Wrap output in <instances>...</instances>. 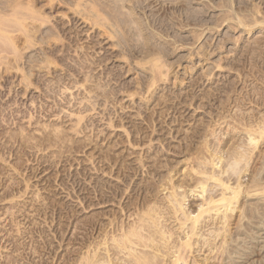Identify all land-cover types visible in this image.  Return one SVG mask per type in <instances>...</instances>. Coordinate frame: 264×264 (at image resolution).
Returning a JSON list of instances; mask_svg holds the SVG:
<instances>
[{
    "label": "rangeland",
    "instance_id": "1",
    "mask_svg": "<svg viewBox=\"0 0 264 264\" xmlns=\"http://www.w3.org/2000/svg\"><path fill=\"white\" fill-rule=\"evenodd\" d=\"M261 21L264 0H0V264H80L176 184L196 215L212 173L239 198L203 215L186 263L264 264Z\"/></svg>",
    "mask_w": 264,
    "mask_h": 264
},
{
    "label": "bare ground",
    "instance_id": "2",
    "mask_svg": "<svg viewBox=\"0 0 264 264\" xmlns=\"http://www.w3.org/2000/svg\"><path fill=\"white\" fill-rule=\"evenodd\" d=\"M262 23L264 22V21H261ZM260 22V23H261ZM260 23L259 22H256V23H254L253 25H247V26H245V28H246V31L247 32H251V30H253L254 28H257V29H259V28H264V26L262 25H260ZM261 23V24H262ZM264 24V23H263ZM5 38V37H4ZM255 51V50H254ZM47 63V62H46ZM43 64L45 65V63L43 62ZM43 67V66H42ZM44 68H45V66H44ZM193 68V67H192ZM162 73V72H161ZM164 73H162V75H163ZM165 75V74H164ZM87 79V78H86ZM28 85H30V84H28ZM31 86V85H30ZM33 86V85H32ZM28 87V86H27ZM65 90V89H64ZM69 89H67V91H68ZM89 99L91 100V98L89 97ZM89 100V101H90ZM94 105V104H93ZM95 106V105H94ZM94 106H92V109H93V107ZM91 109V110H92ZM86 110V109H85ZM94 110V109H93ZM59 116V115H58ZM249 118V117H248ZM251 119V118H250ZM250 119L248 120V122L250 121ZM81 120V119H80ZM243 121V120H242ZM219 122V121H218ZM245 122H247V121H245ZM253 122V121H252ZM240 123V122H239ZM252 123H251V121L249 122V123H245V125H244V123H243V125L244 126H246L245 128H247L246 130H245V132H246V134L248 135V141H250V144H252V142H255V143H257L256 142V139L254 138L255 136H257V135H253L254 134V132H256V133H260V132H257V129L256 130H254V128L255 127H253L252 125H251ZM258 124L256 125V128H259L260 126H258ZM261 128H262V126H261ZM260 129V128H259ZM230 130V129H229ZM235 130V129H234ZM264 131V130H263ZM262 133L263 132H261L260 134L262 135ZM252 136H254V137H252ZM264 137V136H263ZM262 138V137H261ZM260 141V140H259ZM259 141H258V143H259ZM262 141V140H261ZM207 142V141H206ZM206 144V143H205ZM207 145V144H206ZM253 145V144H252ZM251 145V146H252ZM255 146V145H254ZM206 147V146H205ZM208 147V146H207ZM242 147V146H241ZM253 147V146H252ZM206 149V148H205ZM207 150H208V148H207ZM207 150H205V151H207ZM219 151V150H218ZM213 152V153H215V155H217L219 152ZM210 153H211V156H212V152L210 151ZM234 153V152H233ZM214 155V156H215ZM222 156V155H221ZM231 156V159H232V161L230 162L229 161V164H228V166H229V169H233V171H230L228 168H226V169H228V170H226V169H224L225 170V173H229L228 174V176L230 175L231 176V174H230V172L231 173H235L236 175H237V173H236V171H238V170H236V169H239V168H236L238 165H239V163H241V158H244V156L245 155H241L240 154V156H239V158L236 156V154L234 155V154H232V155H230ZM243 156V157H242ZM213 157V156H212ZM218 157V156H217ZM220 157V156H219ZM198 158V157H197ZM201 158V157H200ZM198 160V159H197ZM210 160V159H209ZM216 160V159H215ZM208 161V160H207ZM213 161V160H212ZM204 162H205V160H204ZM214 162V161H213ZM198 163V162H197ZM200 163V162H199ZM207 163V162H206ZM215 163V162H214ZM228 163V162H227ZM201 165H204V164H202V162L200 163ZM199 164V165H200ZM207 165H208V163H207ZM226 165V164H225ZM206 166V164L203 166V167H205ZM213 166V165H212ZM207 167V166H206ZM214 167V166H213ZM193 168V167H192ZM201 168V167H200ZM199 168V169H200ZM224 168V167H223ZM153 169V168H152ZM170 169V168H169ZM168 169V170H169ZM206 169V168H205ZM205 169H204V171L203 170H201V171H198V173H197V175L198 174H202V176L203 175H205V176H207V172L206 171H208V170H206L205 171ZM222 169V168H221ZM223 170V171H224ZM97 171H98V169H97ZM222 171V172H223ZM221 172V171H220ZM196 173V172H195ZM194 173V174H195ZM224 172H223V174L222 175H224L225 174ZM159 174V173H158ZM136 175V174H135ZM209 176H207V179H206V177H205V179L206 180H211V181H213V182H215V185H216V187H218V188H220L221 189V193L219 194V198H217V199H215L214 197L215 196H213V197H208L209 199L207 200V196L205 197L206 198V201H205V203H203L202 205L200 204L199 205V209H198V213H196V215L195 214H193V212H189V213H186V210L184 211V209H185V207L182 205V201H184V198H181L182 199V201H180L179 199H178V194H177V192H179V191H177L176 192V189H177V187H176V185H174V186H170V189H171V192H170V194H169V196H170V199H169V201L168 202H166V204L167 203H169V205H168V207L165 209V210H161L159 207H158V209H153L152 207L151 208H149V207H147V209L145 208L146 206H148L147 204L149 203V200H151V199H149L148 200V203H147V199L145 198L144 199V201L142 202V205H139V207H138V210H136L137 209V206H138V204H132L131 203V205H133L132 207L137 211V213H136V217L134 218V220L132 221V223L131 224H125L122 220H120L121 221V223H120V225H117V226H115L114 224V226L115 227H113V233H116L114 236H112L111 237V239L109 240V239H107V238H105L103 241H101V239H100V241H98L97 240V242H95V249H94V252L93 251H91V252H93L92 254H91V252H90V254L89 255H87L86 257H84V259H82V256L81 255H79V256H81L80 258L83 260H81L80 259V261H81V263H80V261H79V263L80 264H187L186 263V249L187 248H190V247H192L193 245H194V240H195V238L194 237H196V240H195V245H196V247H197V244L200 242V235H199V233L201 232L200 231V229L202 230V228L203 227H205L204 225L202 226L201 224H202V218L203 219H205L204 217L206 216V214H207V218H208V215H212L211 217H213V215H214V217H216L217 215L219 216L220 215V218H221V221H222V219L224 220V221H222V222H226L227 220V218L229 217V215H230V213L228 212V210L231 212H233V210H230V209H232V206H234V204L236 203V201L238 200L237 198H239V192L237 193V191H236V188L239 186H237L235 189H233L232 187H231V185L232 184H229V179H227V180H225V179H223V178H221V177H219V176H221L220 174H219V176H216L215 174H208ZM234 175V174H233ZM232 175V176H233ZM155 176V175H154ZM164 177V176H163ZM163 177H162V181H163ZM173 177V176H172ZM227 177V176H226ZM234 177V176H233ZM167 178V177H166ZM228 178V177H227ZM236 178V177H235ZM238 178V177H237ZM171 179V178H170ZM170 179H168V180H170ZM205 179H203V180H205ZM172 180V179H171ZM195 180V179H194ZM200 180V179H199ZM232 180H234V178L232 179ZM182 181V180H181ZM187 181V180H186ZM210 181V182H211ZM236 181V180H235ZM234 181V182H235ZM184 182V181H183ZM200 182H202V181H200ZM238 182V181H237ZM131 183V182H130ZM156 183V182H155ZM170 183H171V181H170ZM188 183V182H187ZM195 183V182H194ZM203 183V182H202ZM201 183V184H202ZM205 183V182H204ZM239 183V182H238ZM150 184V183H149ZM148 185V184H147ZM158 185V184H157ZM156 185V186H157ZM171 185V184H170ZM191 185H193V184H191ZM129 186V185H128ZM152 186V185H151ZM181 186V185H180ZM184 186V185H183ZM182 186V187H183ZM197 186V185H196ZM195 186V187H196ZM211 186V185H210ZM210 186L208 187L209 188V190H211V188H210ZM185 187V186H184ZM186 187H187V185H186ZM203 187V186H202ZM201 187V188H202ZM215 187V186H214ZM234 187V186H233ZM129 188V187H128ZM159 188V187H158ZM166 188V187H165ZM200 188V189H201ZM208 188H206L207 190H208ZM217 188V189H218ZM130 189V188H129ZM146 189V188H145ZM238 189H239V191H240V188L238 187ZM237 189V190H238ZM126 190V189H125ZM151 190V189H150ZM152 190H153V188H152ZM163 190V189H162ZM202 190H203V192H205V190H204V188H202ZM214 190V189H213ZM127 191H129V190H127ZM168 191V190H167ZM185 191V190H184ZM194 191H195V189H194ZM144 192H145V190H144ZM155 192V191H154ZM158 192V191H157ZM181 192H183V191H181ZM202 192V193H203ZM208 192H210V191H208ZM213 192V191H212ZM249 192V191H248ZM131 193V192H130ZM129 193V194H130ZM150 193V192H149ZM152 193V192H151ZM182 194V193H181ZM184 194V193H183ZM188 194V193H187ZM213 194H214V192H213ZM139 195V194H138ZM184 195H186V192H185V194ZM210 195V194H209ZM123 196V195H122ZM142 196V195H141ZM146 196V195H145ZM148 196V195H147ZM149 196H151V195H149ZM153 196H154V194H153ZM152 196V197H153ZM205 196V195H204ZM129 197V196H128ZM183 197V196H182ZM130 198V197H129ZM154 198V197H153ZM186 198V197H185ZM202 198H204V197H202ZM156 198H154L153 200H155ZM164 200V199H163ZM152 201V200H151ZM156 201V200H155ZM154 201V202H155ZM165 201V200H164ZM156 202H159V201H156ZM185 202V201H184ZM147 203V204H146ZM128 204V203H127ZM126 204V205H127ZM161 204V203H160ZM160 204H158V205H160ZM121 205V204H120ZM125 205V206H126ZM146 205V206H145ZM155 205H156V203H155ZM96 206H97V204H96ZM128 206H130V205H128ZM183 207H184V209H183ZM124 208V207H123ZM130 208V207H129ZM233 209H234V207H233ZM120 211V210H119ZM122 213V212H121ZM179 213V215L178 216H181V218H178V220L180 219V220H183L181 223H182V226L183 225H185L186 223L185 222H190V223H187V224H189L188 226H187V233H185V236L182 238V240H180V239H178L177 241L178 242H174V241H172V242H170V240H169V238L170 237H172V233H171V235H167V233L169 232V230H167V231H165L166 229H164V228H166V226L165 225H163L162 223H163V220H166V221H168L169 219H171L172 217H173V215H177ZM210 213H212V214H210ZM229 215H228V214ZM193 214V215H192ZM205 214V216L203 217V215ZM216 215V216H215ZM178 216H176V218L178 217ZM117 217V216H116ZM210 218V217H209ZM230 218V217H229ZM228 218V219H229ZM121 219V218H120ZM160 219L162 220V222H160ZM217 219V218H216ZM98 220V219H97ZM173 220V219H172ZM177 220V221H178ZM214 220V219H213ZM226 220V221H225ZM96 221V220H95ZM116 221V220H115ZM204 221V220H203ZM209 221V220H208ZM220 221V222H221ZM117 222H119L118 221V219H117ZM165 222V221H164ZM211 222V221H210ZM218 222V221H217ZM98 223V222H97ZM166 223V222H165ZM181 223H179L180 225H181ZM207 223V222H206ZM99 225V224H98ZM111 225V224H110ZM222 225L223 224H221V228H222ZM181 226V227H182ZM208 226H210V225H208ZM216 226V225H215ZM117 227V228H116ZM180 227V226H179ZM168 228H169V226H168ZM98 229V228H97ZM180 229H182V228H180ZM204 229V228H203ZM223 229V228H222ZM228 229V228H227ZM171 231H173V230H171ZM219 231H221V233H222V230H219ZM100 232V231H99ZM214 232V231H213ZM224 232H226V231H224ZM202 233V232H201ZM204 233V232H203ZM215 233V232H214ZM217 233H218V230H217ZM105 234V233H104ZM170 234V233H169ZM213 234V233H212ZM225 234V233H224ZM108 235V234H107ZM106 234H105V236H107ZM111 235H113V234H111ZM168 236V237H166V236ZM175 235V234H174ZM213 235H215V234H213ZM99 236H100V234H99ZM110 236V235H109ZM202 236V235H201ZM217 236H218V234H217ZM175 237V236H174ZM197 237H198V239H197ZM205 237V236H204ZM223 237V236H222ZM224 237H226L225 235H224ZM180 238V237H179ZM194 238V240H192ZM215 238H216V235H215ZM203 239V238H202ZM201 239V240H202ZM223 239V238H222ZM180 240V241H179ZM203 241H205V240H203ZM208 241V240H207ZM212 241V240H211ZM225 242H226V239H225ZM225 242L224 243H222V245H224L225 244ZM84 243V242H83ZM197 243V244H196ZM206 243V242H205ZM209 243V242H208ZM226 243H228V241L226 242ZM201 245H202V243H201ZM201 245H199V247L201 246ZM91 246V245H90ZM227 246V245H226ZM88 247V246H87ZM195 247V248H196ZM209 247V246H208ZM223 247V246H222ZM83 248V247H82ZM86 248V247H85ZM202 248V247H201ZM204 248V247H203ZM225 248V247H224ZM90 249V248H89ZM88 249V250H89ZM92 249V248H91ZM144 249H146V250H144ZM191 249V248H190ZM196 249H198V248H196ZM87 250V251H88ZM101 250H103L102 252L104 253H102L101 252ZM206 250H208V248L206 249ZM222 251H223V248H222ZM227 251V250H226ZM200 252V251H199ZM202 252H203V250H202ZM198 254V253H197ZM205 254V253H204ZM188 256V255H187ZM219 260H221V259H219ZM223 261V260H222Z\"/></svg>",
    "mask_w": 264,
    "mask_h": 264
}]
</instances>
